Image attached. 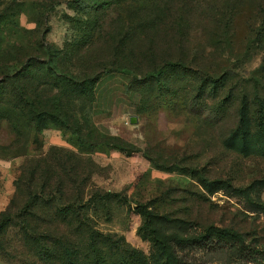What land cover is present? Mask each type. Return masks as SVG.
<instances>
[{
    "label": "rangeland",
    "instance_id": "rangeland-1",
    "mask_svg": "<svg viewBox=\"0 0 264 264\" xmlns=\"http://www.w3.org/2000/svg\"><path fill=\"white\" fill-rule=\"evenodd\" d=\"M230 233L264 246V0H0V264H253Z\"/></svg>",
    "mask_w": 264,
    "mask_h": 264
},
{
    "label": "trees",
    "instance_id": "trees-1",
    "mask_svg": "<svg viewBox=\"0 0 264 264\" xmlns=\"http://www.w3.org/2000/svg\"><path fill=\"white\" fill-rule=\"evenodd\" d=\"M164 63V64H163ZM159 65L152 66L148 68L144 62H140L138 64L143 65V69L141 67H129L125 66L126 70L128 69L129 72H132L134 74H137L141 78H139L142 81L149 80V79H157L158 78L155 75H159L164 68L173 66V64H170V62H163ZM124 67V68H125ZM100 71H95L94 74L88 79L90 83H87L89 90L92 88V83H94L100 76ZM224 232L228 233V229H223ZM151 237L153 240L157 241L161 246H164V241L160 235L157 234L155 229H151ZM232 236H235L237 238V241L239 242L240 246L246 251L247 256H249V262H252L253 264H264V246L258 247L253 246L250 243L244 242L241 240V238L234 234L230 233Z\"/></svg>",
    "mask_w": 264,
    "mask_h": 264
},
{
    "label": "water",
    "instance_id": "water-1",
    "mask_svg": "<svg viewBox=\"0 0 264 264\" xmlns=\"http://www.w3.org/2000/svg\"><path fill=\"white\" fill-rule=\"evenodd\" d=\"M128 121H129L130 123L135 122V121H136V117H135V115H130V116L128 117Z\"/></svg>",
    "mask_w": 264,
    "mask_h": 264
}]
</instances>
